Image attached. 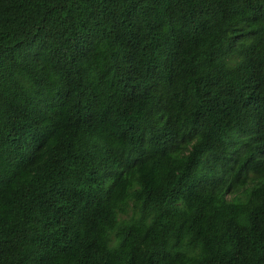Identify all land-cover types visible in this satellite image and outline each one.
Listing matches in <instances>:
<instances>
[{"label": "trees", "instance_id": "16d2710c", "mask_svg": "<svg viewBox=\"0 0 264 264\" xmlns=\"http://www.w3.org/2000/svg\"><path fill=\"white\" fill-rule=\"evenodd\" d=\"M0 264H264V0H0Z\"/></svg>", "mask_w": 264, "mask_h": 264}]
</instances>
